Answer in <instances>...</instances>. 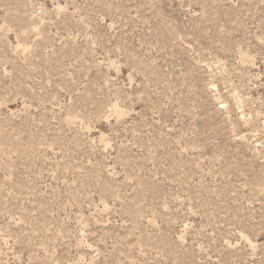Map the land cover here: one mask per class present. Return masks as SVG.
<instances>
[{
  "label": "rangeland",
  "instance_id": "rangeland-1",
  "mask_svg": "<svg viewBox=\"0 0 264 264\" xmlns=\"http://www.w3.org/2000/svg\"><path fill=\"white\" fill-rule=\"evenodd\" d=\"M0 264H264V0H0Z\"/></svg>",
  "mask_w": 264,
  "mask_h": 264
}]
</instances>
